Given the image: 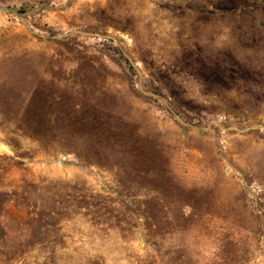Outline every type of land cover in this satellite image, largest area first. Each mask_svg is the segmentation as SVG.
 <instances>
[{"label":"rangeland","instance_id":"obj_1","mask_svg":"<svg viewBox=\"0 0 264 264\" xmlns=\"http://www.w3.org/2000/svg\"><path fill=\"white\" fill-rule=\"evenodd\" d=\"M0 264H264V0H0Z\"/></svg>","mask_w":264,"mask_h":264},{"label":"bare ground","instance_id":"obj_2","mask_svg":"<svg viewBox=\"0 0 264 264\" xmlns=\"http://www.w3.org/2000/svg\"><path fill=\"white\" fill-rule=\"evenodd\" d=\"M263 136V135H262Z\"/></svg>","mask_w":264,"mask_h":264}]
</instances>
